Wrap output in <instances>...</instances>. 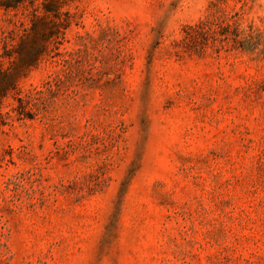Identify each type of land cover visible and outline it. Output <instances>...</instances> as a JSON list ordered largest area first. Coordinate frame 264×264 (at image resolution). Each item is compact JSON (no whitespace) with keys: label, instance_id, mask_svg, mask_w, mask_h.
<instances>
[{"label":"rangeland","instance_id":"obj_1","mask_svg":"<svg viewBox=\"0 0 264 264\" xmlns=\"http://www.w3.org/2000/svg\"><path fill=\"white\" fill-rule=\"evenodd\" d=\"M12 31L0 264H264V0H0Z\"/></svg>","mask_w":264,"mask_h":264},{"label":"trees","instance_id":"obj_2","mask_svg":"<svg viewBox=\"0 0 264 264\" xmlns=\"http://www.w3.org/2000/svg\"><path fill=\"white\" fill-rule=\"evenodd\" d=\"M10 6H5V8H9ZM53 19L51 20L52 26L54 28L50 27V23L45 22L47 19ZM42 26V32H40V35L42 37H45V39H53L56 37L58 33H61V29H66L65 20L62 18V14L59 12V10H53V9H43L40 11V9H33L32 11V18L30 19V25L28 27L24 26L23 22H18L15 25V32L16 35L23 40L24 37L29 35H34L36 32H38V28ZM208 23H200L195 27L188 28L186 32V36L183 39L184 45H189L190 43L197 42L198 38H202L205 36L208 32ZM14 31L12 33L8 32L7 34H4L0 37V43H2V51H0V127L5 126L8 124L7 119L12 118L11 113L15 112L16 118L20 119L22 116H25L27 108H30L33 104L36 106L37 96L40 95V92L36 93H30L25 99H18L19 105L16 107L11 108L9 112L4 113L2 108V100L8 95V93L15 89L12 85V72H11V66L15 65L17 62H20L21 60H18L21 56L20 47H16L14 45V37H13ZM224 39L222 42H225L228 38V34L225 33ZM238 35H234L235 42L237 41ZM33 58H35V52L28 55L27 59L23 62L25 64L32 65L33 64ZM29 118H31V115H27Z\"/></svg>","mask_w":264,"mask_h":264}]
</instances>
